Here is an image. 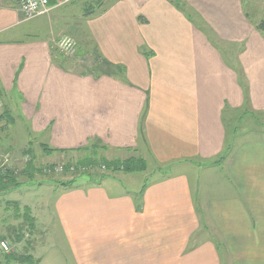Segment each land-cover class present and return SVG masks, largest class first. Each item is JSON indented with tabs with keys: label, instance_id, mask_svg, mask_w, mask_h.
<instances>
[{
	"label": "crops",
	"instance_id": "obj_1",
	"mask_svg": "<svg viewBox=\"0 0 264 264\" xmlns=\"http://www.w3.org/2000/svg\"><path fill=\"white\" fill-rule=\"evenodd\" d=\"M251 6L114 0L92 20L59 8L27 22L0 0V122L21 126L35 169L94 151L150 176L36 181L73 264H264V124L244 119L264 114V2ZM71 28L74 59L52 48Z\"/></svg>",
	"mask_w": 264,
	"mask_h": 264
},
{
	"label": "rangeland",
	"instance_id": "obj_2",
	"mask_svg": "<svg viewBox=\"0 0 264 264\" xmlns=\"http://www.w3.org/2000/svg\"><path fill=\"white\" fill-rule=\"evenodd\" d=\"M113 1L114 0H77L72 4L70 3L61 7L59 10L61 12H59V14L70 17L71 15H74L75 18L79 19L89 17V20H92L94 17L99 16L104 9H107ZM249 1L250 6L256 4L260 6V4L264 2V0ZM40 18H36L33 22H39ZM76 31L77 29L71 28L66 33L67 35H72L75 38L77 45H79V40L77 38L79 31ZM91 45L92 43L85 44V48L82 51L83 54H85L80 58V61L84 62L82 64L83 66L91 67L99 64L97 61L99 57L96 54V49L93 48V45ZM76 56L71 59L76 58ZM104 61L107 63V60ZM5 103L8 104V102H4L0 99V115L3 114ZM244 119H249L252 125L255 121V127H259V123L264 124V114L256 115L255 119L251 116H247ZM2 122L4 124H2ZM2 122H0V161L5 156L10 157V170H13V174L16 173L15 179L18 185L17 187H12L0 192V242L4 241L9 245V251L7 253L0 250V261L3 263L5 260L10 259L9 264H19L13 259L17 258V261L19 262L24 258H39L41 261L40 264H73L70 253L66 251V246L61 238L57 223L55 221L47 222L48 217H45L46 214L51 213V204L44 205V200L50 197L52 193L49 192L47 186L38 185L39 183L36 181H40L42 179H52L55 182H66L72 179L75 180L73 182L75 186H82L88 179L87 177L90 179H98V177L102 174L110 176L118 173H116L117 171L114 172L113 169H103L102 167L105 166L103 163L104 159L99 158L97 155H95L97 159L95 164L91 161L92 163L84 165V163H80V160L83 159V157H88L89 154H82V156L75 154L73 157H66L64 160L60 159L56 163L48 164L51 167L56 165L72 166L74 167V170L71 173L62 175L58 174L56 176L51 175L50 177L45 178L41 174V168L46 167V165H44L41 166L40 169L38 168L39 174L34 173L32 176L34 181L32 180V182L25 183L27 182V179L25 178L27 176L22 173V159L24 155H29L26 153L23 146V144L27 142V136L24 132L22 133L19 131V129H21L19 124L16 125V130H9V132L7 130L9 125L8 122L6 120H3ZM27 126L29 125L27 124ZM33 136L34 135H32V138H34ZM155 172V169L151 166L149 169V175ZM120 178L121 177L114 180L119 182ZM133 179L140 188L144 184H148L150 176H148V172L145 174L139 173L133 175ZM205 181L207 182V178L202 177V182L204 183ZM42 201L43 203L41 204ZM25 208L29 209V215L27 214L29 218H25L24 220L22 218L25 217ZM53 243L57 244L56 249H54Z\"/></svg>",
	"mask_w": 264,
	"mask_h": 264
},
{
	"label": "built area",
	"instance_id": "obj_3",
	"mask_svg": "<svg viewBox=\"0 0 264 264\" xmlns=\"http://www.w3.org/2000/svg\"><path fill=\"white\" fill-rule=\"evenodd\" d=\"M17 11L20 13L22 21H30L40 16L48 15L52 10L64 7L75 0H14ZM53 50L60 56L73 58L77 54L78 45L75 38L72 35H61L53 41ZM30 160L29 155H24L22 159L23 167L27 165ZM10 157L5 156L0 161V179L5 181L8 174H10ZM103 169L105 167H102ZM67 169V170H66ZM74 170V167L67 165H56L51 167L41 168V174L47 178L51 175L69 174ZM16 173L13 175L15 176ZM0 250L7 253L9 251V245L7 242H0Z\"/></svg>",
	"mask_w": 264,
	"mask_h": 264
},
{
	"label": "trees",
	"instance_id": "obj_4",
	"mask_svg": "<svg viewBox=\"0 0 264 264\" xmlns=\"http://www.w3.org/2000/svg\"><path fill=\"white\" fill-rule=\"evenodd\" d=\"M110 68L113 69V71L116 72L117 74L123 73V68H121L119 66H111ZM92 149H93V147H92ZM88 150L85 149L84 151H88ZM92 152L93 153L91 155H89L88 157H83V159L80 160V163H84V165H86L88 163L94 162L93 164H95V162L97 161L96 156H95L96 152H94V151H92ZM26 153L29 154L30 160L27 163V165H25L23 167L22 173L25 174L28 177L27 180H29L32 178V176L34 175L35 172L38 173V169H35V167L33 165V158L31 157L30 153L28 151H26ZM93 157H94V159H93ZM223 158H224V156H222L220 158V160H222ZM218 162H220V161H218ZM103 163L105 165L104 167L106 168V170L113 169L114 172L117 171V172H122L125 174L141 173L146 169V164H145L144 160L141 158H138V157L128 158L124 161H106V160H103ZM104 176L105 175L102 174L98 177V179H101ZM15 178H16V176H14L13 172L11 171L10 174H8V176L6 177L5 181L0 179V192H2V190L10 189L12 187H17L18 184H17ZM87 178L89 180H91L89 177H87ZM73 182H74V180H72L69 183H66V186H69V185L71 186L73 184ZM24 211H25V217H23L22 219L25 220V218L26 219L29 218L28 217L29 209L25 208Z\"/></svg>",
	"mask_w": 264,
	"mask_h": 264
}]
</instances>
